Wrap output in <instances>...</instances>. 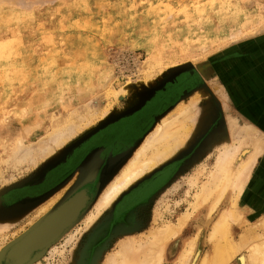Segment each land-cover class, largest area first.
I'll use <instances>...</instances> for the list:
<instances>
[{
  "label": "rangeland",
  "instance_id": "rangeland-1",
  "mask_svg": "<svg viewBox=\"0 0 264 264\" xmlns=\"http://www.w3.org/2000/svg\"><path fill=\"white\" fill-rule=\"evenodd\" d=\"M189 65L141 111L93 141L121 149L142 138L129 160L103 183L81 221L32 264H108L123 245L145 250L153 234L177 224L185 213L186 224L166 243L161 264H179L194 240L186 264L193 256L199 264L211 248L208 236L228 198L211 210L213 200L201 202L196 195L214 172L218 153L237 146L239 158L242 151L254 153L257 147L260 153L238 199L231 238L238 243L251 230L262 237L229 264H239L240 255L246 264H264V0H0V200L105 120L135 108L143 91L159 87ZM125 85L130 91L120 96ZM187 88L152 127L161 107ZM131 120L134 126L123 133ZM169 123L168 131L188 128L179 136L180 145L91 221L98 200L137 150L160 124L166 128ZM91 143L37 188L69 168ZM155 145L148 156L163 151ZM83 168L38 206L22 209V196L0 206L12 212L0 213V254L89 177L82 175ZM168 168L170 176L149 197L120 210L129 195L139 199L145 183ZM147 185L143 192L152 189Z\"/></svg>",
  "mask_w": 264,
  "mask_h": 264
},
{
  "label": "bare ground",
  "instance_id": "bare-ground-1",
  "mask_svg": "<svg viewBox=\"0 0 264 264\" xmlns=\"http://www.w3.org/2000/svg\"><path fill=\"white\" fill-rule=\"evenodd\" d=\"M191 67L192 66H190L189 68ZM187 69L175 73L161 86L150 90L146 89V91H143L141 93V96H139L141 98V101L138 103V107L123 112L122 117L121 115L120 117L118 115H113V117L110 118V120L104 127L94 131L92 135H88V137L82 142H80L79 145L73 148H70L71 146H69L64 149V153H62L63 155L61 154L62 157L64 156V158L62 160H59V158L56 161L52 162V166L48 168V170L46 169L44 174H41L37 181L28 185L27 187L15 188V190L12 191V195L8 194L6 197L0 200V206L4 207L6 203H13L18 198H20L22 194L27 193L26 196L30 198L32 197L33 199H39V202H41L42 200L47 201L50 197L57 193V191L60 190L61 187H65L64 185H66V183L68 182L69 177L73 175L75 169L83 162V160L89 155L91 151L95 150L94 161L92 160L90 165H87L88 170H94V168L96 170L93 182H82L79 185L80 190L76 192V194L71 196L67 201L64 200L65 196L61 198L43 217H41L35 224H33L25 233H23L20 237L9 243L0 254V264H32L37 262L41 256H43L51 247L56 245L66 233H68L81 221V219L83 218L84 211L94 200H96L97 197L100 196L102 192H99L98 177L103 173L109 172L111 170L115 171L113 173L114 175L117 170L121 167V165H124V163L129 160L132 155V150L137 146L136 144L142 138H140L136 143H133L128 146H123L121 149H118L115 145L111 146L112 144H108V142L105 140L94 144L93 141L98 138L102 133L105 134L107 130L111 128L112 125H119L120 123L125 122L130 116L141 111L149 103V101L154 99L157 92L164 88L167 82H170L179 73L184 72ZM129 87L130 85H125L120 90L119 95L122 96L124 94L129 93ZM188 88L185 89L183 92L179 93V96L176 99L173 98L171 101L161 107L160 111H158L157 114H155V116L153 117V120L151 122L152 127L160 120H158V116L164 114L166 111H169L171 107L176 105L177 102L181 99V97H183L182 95L188 91ZM134 124L135 121H128V124L126 123V128H124L122 132H126L127 130L132 128ZM172 125L173 124L169 123L168 126L164 128L162 124H160L157 128L156 134L152 137L150 136V138L148 137L149 139L145 141V144H143L144 146L142 145L143 147L141 146V149L137 150L138 152L135 154L134 158H132V160L129 162V165L123 170L121 175L118 176L113 183H111V185L107 188V190L98 200V203L95 206L96 212L93 213L91 221H93L96 216H98L106 207H108L117 196H119L123 191L128 189L134 182H136L144 172L149 171L152 167L156 166V164L160 160H163L170 154V152H172L173 148L180 145L181 141L179 140V136L185 134L188 128L186 126H180L179 129L168 131L167 128H170ZM258 137L256 140L260 138ZM64 138L65 137L63 136V139ZM68 138L69 137H67V139ZM59 139H57V142ZM113 139L115 140V137H113ZM169 139H172L171 142H173V145L170 144L171 142L168 143L167 140ZM259 141H261V139L257 141L260 144ZM61 142L62 136L58 144H61ZM89 143H91L90 148L87 149V151L83 155H81V157L78 158L72 165H70L69 168L65 169V171L59 174L56 178H50V180L52 181L46 186H43L42 188H37L39 185H41L48 179V176H50L52 172L59 169L61 165L66 164L71 158L75 157V154ZM254 143L257 144L256 141H253V143L251 144L254 145ZM102 144H105V150L100 149V146ZM155 144L163 146V151L152 152V154H149L150 156H148V151L156 149ZM68 148H70V150L68 151V153H66ZM235 148L236 147H231V150L224 147L223 149L227 150H223L224 152L222 151V153L219 152L220 154L218 153V160L214 167L215 169L212 170V172H214H211L212 174L209 175L210 178H207L209 179V181H206L207 183H204L201 186L200 192L196 195V197L200 199L201 202H205L206 200H209L211 198L213 200L211 210H215L223 199L228 198L227 207L225 208L223 213H221L220 218H218L216 223L214 222L215 225L212 228L211 236H208L210 237L209 242L211 248L203 256L199 264H229L231 260L235 257V254H237V252H239L242 248L246 247L250 242L256 240V238L260 236V234L259 236H257L258 233H255L256 230H251V232H248L246 235H241L240 239L238 238L240 240L238 243H234L231 238L234 231L232 228V224L234 220H236V209H238L239 207L238 199L249 177L250 170L252 169L254 162L260 153V147H257V150L254 153H250L248 150L242 151V157L239 158L241 150L239 151L238 146L236 149ZM47 152L51 151L48 150ZM108 152L109 154H113V156L110 157L112 158L110 161L109 158H107ZM247 155L248 157L243 159ZM161 172L165 173L163 175L164 179H159L158 182L152 184L159 177L158 175ZM170 174V168L163 171H158L156 173V176L153 175L152 178L145 183L143 188L140 189L142 190V192H140V198H133L132 196L134 193H132L121 204V209L124 210L146 198L157 187L162 185ZM82 175L87 176L88 174L84 172ZM146 184H148V187L152 184V189L148 193H146V191L143 192V190L146 189ZM197 198L195 200L196 202ZM59 205L61 206L59 207ZM193 207H196V205H194ZM3 211L5 210H2L1 208L0 213H2ZM182 216L183 217L178 220L177 224L173 226H168L163 230H161V228V231L156 234H153V240L150 244H148L150 248L148 247L145 250H142L143 247L141 249V246L136 247L132 244V246L123 245L122 247H120L121 249L116 254L111 255L109 260L108 258L106 259L108 260V264H161L166 243L171 240L178 231L183 229L189 217V214L185 213ZM126 241L128 242V240ZM130 242L133 243L132 241ZM130 242H128L127 244H130ZM189 244V249H186V251H184L181 257L179 258V264H186L189 258H191L190 256H192L191 254L192 252H194L193 248L195 240L193 242L191 241V243ZM255 259L256 257L253 260L255 261ZM195 261L196 257L193 256L189 264H194ZM238 261L239 264H246V257L244 255H240ZM262 263H264V259H262Z\"/></svg>",
  "mask_w": 264,
  "mask_h": 264
},
{
  "label": "water",
  "instance_id": "water-1",
  "mask_svg": "<svg viewBox=\"0 0 264 264\" xmlns=\"http://www.w3.org/2000/svg\"><path fill=\"white\" fill-rule=\"evenodd\" d=\"M191 65H189V66H187L185 69H187V68H189ZM184 70V69H183ZM181 71V70H180ZM179 72V71H178ZM177 73V72H176ZM175 74V73H174ZM173 74V75H174ZM172 75V76H173ZM171 76V77H172ZM167 81V80H166ZM165 81V82H166ZM163 84V83H162ZM161 86V85H160ZM139 106V104L136 106V107H138ZM134 109V108H133ZM122 114L123 113H121V114H119L118 116L120 117V115H121V117H122ZM113 116H111L110 118H112ZM110 118L106 121V122H104L103 124H101L96 130H98V129H100V128H102V127H104L107 123H108V121L110 120ZM96 130H94V131H96ZM94 131H92L91 133H89L88 135L90 136V135H92L93 133H94ZM88 135H86L85 137H83L81 140H79L78 142H76L75 144H72L71 145V147L70 148H73V147H75V146H77V145H79L80 144V142H82L84 139H86L87 137H88ZM70 148H68L67 149V152L66 153H68V151L70 150ZM100 149H106V147H105V144H102L101 146H100ZM62 153H64V152H62ZM63 155V154H62ZM62 155H60L59 157H57V158H55V159H53V160H51V161H49L47 164H46V166L42 169V170H40V172H39V174L35 177V178H33L32 180H30V181H28L25 185H23V186H18V187H14L13 189H11V191L9 192V191H7V192H9V193H12V191H14L15 190V188H23V187H27L28 185H30V184H32V183H34L35 181H37V179L40 177V175L41 174H44V172L46 171V169L48 170V168H50L51 166H52V162H54V161H56L57 159H59V160H62L63 158H64V156L62 157ZM66 155V154H65ZM108 155H110L109 154V152H108ZM107 155V156H108ZM94 156H95V150H93V151H91L90 153H89V155L83 160V162L75 169V171H74V173L80 168V167H84L83 168V170H84V172H86L88 175H89V177L86 179V180H84L85 182L87 181V182H93V180H94V177H95V168H94V170H92V169H90V170H88V166L87 165H90V163H91V161L93 160L94 161ZM109 158V161L112 159V158H110V157H108ZM58 160V161H59ZM57 161V162H58ZM171 169V172H172V168H170ZM115 171H113V170H111V171H109V172H106V173H103L102 175H100L98 178H99V180H98V183H99V191L101 190V188H102V186H103V183L107 180V179H109L110 177H112L113 176V173H114ZM74 173H73V175H74ZM73 175H71L70 177H69V179L73 176ZM87 175V176H88ZM170 176V175H169ZM83 181V183H85ZM80 185V184H79ZM79 185H77V186H75L67 195H65V201H67L71 196H73L74 194H76V192H78L79 190H80V187H79ZM79 187V188H78ZM8 193V194H9ZM26 194L27 193H24V194H22V200L18 203V204H20L21 206L20 207H22V209H24V208H29V207H32V206H35V205H37V204H39V203H41V202H39L40 200L39 199H33L32 197L30 198V197H28V196H26ZM141 202V201H140ZM93 203V202H92ZM91 203V204H92ZM139 203V202H138ZM91 204L89 205V207L91 206ZM137 204V203H136ZM135 205V204H134ZM134 205H132V206H134ZM61 205H59V207H60ZM132 206H130V207H132ZM58 207V208H59ZM89 207H87V209L89 208ZM130 207H128V208H130ZM57 208V209H58ZM128 208H126V209H124V210H122L121 208H120V210L121 211H125V210H127ZM56 209V210H57ZM86 209V210H87ZM86 210L84 211V213L86 212ZM11 210H5V211H3L2 213H4V214H8V215H10L12 212H10ZM84 213H83V215H84Z\"/></svg>",
  "mask_w": 264,
  "mask_h": 264
},
{
  "label": "flooded vegetation",
  "instance_id": "flooded-vegetation-1",
  "mask_svg": "<svg viewBox=\"0 0 264 264\" xmlns=\"http://www.w3.org/2000/svg\"><path fill=\"white\" fill-rule=\"evenodd\" d=\"M150 195H151V194H150ZM150 195H148L147 197H149ZM147 197H146V198H147ZM146 198H144L142 201H144Z\"/></svg>",
  "mask_w": 264,
  "mask_h": 264
}]
</instances>
